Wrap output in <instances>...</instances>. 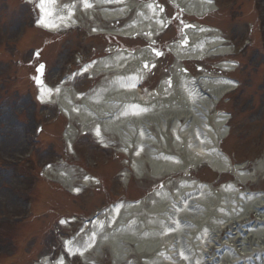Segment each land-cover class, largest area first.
Here are the masks:
<instances>
[{
    "label": "bare ground",
    "instance_id": "bare-ground-1",
    "mask_svg": "<svg viewBox=\"0 0 264 264\" xmlns=\"http://www.w3.org/2000/svg\"><path fill=\"white\" fill-rule=\"evenodd\" d=\"M167 1L172 3L176 9L180 8V10L195 17H203L213 8L211 6L212 3H208L207 0ZM88 2L92 6L85 9L81 0L74 1L71 4H63V0H55L51 8L52 16L50 19L58 27L46 28L42 25L39 26L46 28L48 32L58 33L72 28L77 23L80 25V22L83 20L82 18L85 16L94 23L95 30L92 32L101 33L106 30L97 25L99 19H103L105 22L112 20L115 22L118 19L124 18L128 11L135 9L136 14L133 22L119 30L110 31L111 29H109L106 33H113L119 36L140 34L141 38H145V41L152 46L157 41V36L152 37V35L162 30L164 24H169L166 23L164 15L159 17L157 12L158 6L155 2L144 4L135 3V1L130 0H121L120 3H117L116 0H88ZM81 10L83 11L82 14H80ZM69 11L73 13L71 20H74L75 23H72L70 20L68 21L69 26L64 27L60 18H66ZM96 15L100 18H97ZM85 23L84 21L83 24ZM212 30L202 26L185 30L184 37L188 39L189 47H181L179 42L173 43L168 47L175 57L174 65L170 68L171 70L168 74L169 80H171V87L168 86V78L163 77L158 89L151 92L148 91L146 95H141L134 90L133 84L136 85L137 83H141L142 79H146L147 73L146 69L143 68V64L148 62L150 66L154 61V57L149 51L140 50L138 53L132 55L122 53L105 60H97L85 67L86 72L92 76L100 73V71L114 74L111 77L112 84L115 88L119 87L118 91H112L109 86L104 85L103 90L107 92V100L111 102L101 103V108H99V105L95 106L94 103L90 102L96 97L98 88L89 97L81 98L74 97L75 94L72 89L65 87L66 85L64 84L62 91L51 90L50 96L44 100L40 99L43 103L56 104L63 115L70 117L71 120L74 114L70 116L69 103L64 98V96L71 94L74 101H78L85 106L82 108H92L87 115L81 116L83 123L88 122L87 125L95 126V128H97L95 124L103 125L102 128L109 126L111 127L110 130L117 128L120 119H123V122H129L133 119L142 121L145 116L159 118L161 115H170L165 114L166 111L177 112L178 114L173 115L176 119L180 114L185 116L194 115L196 118L195 112H198L197 106L199 103L204 104L203 114H205V109L210 105L212 98L210 95L214 96L217 100L221 94L232 87L227 82H218V79L213 78L211 74L206 73L203 78L192 79L190 81L191 78L189 76L184 77L179 73L178 68L182 66L184 61H202L205 56H219V54L228 51V48L224 47V44L221 42L218 32ZM209 35L211 37L207 38ZM229 68L231 69V66ZM125 79H129V81L121 83ZM41 88L49 89L46 85L40 87L38 90L40 97ZM164 89H167V92ZM200 92L208 95V98L202 97L199 99L198 94ZM132 99L137 100L135 104L137 107H140L141 104L146 105V111H142L137 115L131 114L129 112L131 106L128 102L132 101ZM114 101L127 103L118 114L114 112L118 106L116 105L115 107L113 105L115 104ZM147 107H150L149 111H147ZM136 109L138 108H134V110ZM76 110H79V108ZM80 113L79 111L78 114ZM168 118L170 117L166 116V119ZM226 120L223 115L211 116L208 113L206 122H202L203 127L200 128H195L192 123L178 125L174 123L170 128L162 124L161 126H156L157 131L152 133L146 132V135H149V138L146 140H143L139 136V132H141V135L143 134L142 127L139 125L141 130L132 132L133 138L126 144L128 148L133 147V145L136 146V158H133L135 163L146 154V149H148L146 145L149 144L152 146V149H158L165 155L167 153L176 154L174 156L178 160L180 159L181 165L184 166L185 170L191 168L188 167L189 165L198 167L201 163L208 164L213 171L219 174L229 171L230 174L234 173L236 175L235 170H238L240 174H237V181L241 184V182L244 183L253 179L260 172H264V155L255 163L252 171L246 173L242 171V168L238 166L234 167L228 158L218 153L220 142L225 139L227 135L225 133L228 132L224 128ZM133 125L137 127L136 122ZM121 127L123 126L121 125ZM83 129L89 130L91 128L84 127ZM73 131V127L70 126L65 132V140L73 141L76 138V133ZM4 132L6 133L4 139L5 146L10 149V152L18 150L20 145L18 140L12 137V132L8 128ZM173 137H177V141ZM120 139L123 141V138ZM104 140L103 138V145L107 146L109 142ZM139 140H143V144ZM140 151L143 154L141 156H139ZM154 160L152 163L156 164L153 165L155 172L156 169L159 170L163 167L167 169L166 171H162L161 169L159 172V180L165 183L169 179L166 176L175 172L176 163L169 160L162 161V158ZM50 171L52 172V170H49L47 173H50ZM53 176L58 178L63 186L67 185L71 187L74 183V178L71 176V179L67 181L70 177L65 176L64 172ZM85 183L88 184L87 181ZM208 189L210 188H205L200 183L187 181L180 184V188L177 189L174 195L164 197L163 193H158L162 191V189H159L145 200L127 205H119L116 209L114 206L108 211H103L100 217L98 216L93 223L91 222L89 225L83 226L81 232L74 239L66 241V251L70 252V257L77 255L86 263L97 264V261L90 256L88 258L85 257L92 251L94 245L99 249H105L106 244H108L107 240H109L111 243H114L113 245L116 242L118 244L122 241L133 242L135 245L133 252L137 251V253L141 254L144 264H264V210H261V206L264 205V195L250 196L249 194L240 193L237 197L239 189L231 188V186H225L220 193L211 195ZM32 217H34V214ZM113 220L115 221L114 223L112 222ZM247 220H253V222L248 224ZM182 221L185 222L183 226L181 224ZM241 221L246 223L240 225ZM186 222H191L192 226L187 227L188 224ZM165 227L169 228L166 230ZM148 228V233L139 239V232ZM221 229H225L229 236L225 237V240H222L223 242H220V244H216V235L214 233L219 232ZM197 230L199 231L197 236L190 238L191 233L197 232ZM106 233L107 236L105 235ZM90 237H94L95 239L91 246H88L85 250V245ZM172 238H175V241H171ZM98 241L99 243H97ZM182 242H187V248L182 246ZM82 244L83 248L80 247ZM116 248L117 245L113 247L116 264H129L126 261V263L122 262V259L130 254L132 249L129 248L128 251H124L121 246L117 250ZM228 249L231 251H226ZM159 250L162 251L157 252ZM157 253L158 255H156ZM181 254L185 257L184 259H181ZM154 255H156L155 259L148 261ZM191 257L193 258L191 259ZM62 260L65 261L64 258ZM42 264H62V262L59 260L57 263H51L50 259L43 257Z\"/></svg>",
    "mask_w": 264,
    "mask_h": 264
},
{
    "label": "rangeland",
    "instance_id": "rangeland-1",
    "mask_svg": "<svg viewBox=\"0 0 264 264\" xmlns=\"http://www.w3.org/2000/svg\"><path fill=\"white\" fill-rule=\"evenodd\" d=\"M213 1L219 7L218 11L205 19H197L196 22L215 27L221 32L233 52L235 49V54L230 56L233 60L237 61L238 48L243 45V42L247 40L249 43L244 53L238 56L240 64L246 65L243 71L245 74L239 73L242 71V67L231 73L232 78L244 80V87H241L240 92L231 96L226 102H222L218 107L221 112H232L236 115L230 126L231 136L225 140L222 149L229 155L234 165H241L245 168L244 171L248 172L252 170L253 164L261 158L264 152V83L261 88L258 87V79L262 78L264 81V0ZM160 2L166 6L167 16L170 18L173 14L172 8L165 0H160ZM27 6L26 0H0V130H2L0 152L4 157L12 159H16V156L20 155L24 149L23 131H33L34 126L31 127V124L34 122L45 123L47 121L48 123L54 112L53 106H36L32 101V96L37 90L34 86L36 66L40 63L46 65L45 81L49 86H55L58 83L59 70L67 62H70L72 55L77 51L85 52V61L89 62L106 56L107 49L113 47L110 46L112 43L128 47L143 45L141 40H124L102 35L92 36L89 34V27L93 26L92 22H87L90 24H87L86 27L57 35L31 28L20 44L12 46L9 41L14 37L18 25L28 23ZM187 19L188 21L194 20ZM250 25L253 26L252 29L249 27ZM100 27L107 29L110 25H106L102 20ZM175 27V25H171L161 36L159 40L161 47L175 39ZM83 40L86 42L83 43ZM35 51H38L39 57L33 61L31 57ZM220 60V58H211L202 64L193 62L192 65L185 63V66L193 74H199L198 66L204 67L202 70L211 72L212 66L217 65ZM171 64L172 58L169 54L156 63L154 73L146 83L149 89L157 87L160 78L166 74V69ZM103 78L95 80V83L101 85ZM92 86L93 81L89 80L87 76H83L75 83L69 84L68 87L75 93H81ZM68 100L70 109L78 114L79 110L76 109L80 105L70 97ZM102 101H105L103 95L95 98V103ZM82 115L84 114L77 115L78 119L74 120L75 124L64 119L55 127L45 130L33 158L34 168L36 169L41 163L54 165V169H58L61 173L64 172L68 177L75 176V187L77 188L86 179L95 182L93 178H96L101 181V184L87 188L82 192V195L73 196L58 183L59 180L56 177H53L54 181L49 178L43 181L37 179L34 188L32 184L29 187V196L36 202V217L28 223L18 225L15 231L1 224L0 243L6 251L4 256L0 257V264H40L41 257L46 254L51 255L54 262L64 253V239L80 225L79 221L71 228L62 229L61 221L66 222L75 217L90 215L104 205L116 203V200L121 197L119 194L122 193L132 201L142 198L145 200L150 197L152 184H155L156 178L155 168H151L154 163L149 161L152 159L151 155L139 159L140 175L138 179L131 183L127 191H121L123 170L126 165L132 164L130 163L132 161H128L131 160L130 156L122 155L119 161L111 162L108 150L102 149L94 136L89 133H81L83 126L78 121L82 119ZM14 118L18 119V122H15ZM69 125H72L74 131L79 135L72 145L69 143L66 145L62 138ZM7 128L20 145L19 149L16 150V148L14 152L9 151L4 140L1 141L2 135L4 138L6 137L4 131ZM167 154L164 159L172 160L174 158L172 156L174 153ZM0 161L2 170H4L3 175H0V215L16 214L21 209L17 210L13 195L17 193L20 181L17 182L14 179L13 171L21 172L20 175L28 174L29 171L25 168H10L13 165L8 167L3 163V159ZM181 168H177L178 174L168 180L170 184L179 186L185 172ZM33 177L31 173L29 178ZM186 179L210 184L211 188L208 187L210 188L208 191L211 195L216 194L221 186L230 185L231 181L237 182L232 175H219L205 166L191 170ZM244 186L245 190L264 194V175L258 174L256 179L253 178L251 182L244 183L242 187ZM166 191L171 193L173 190L170 188ZM249 195L253 196L254 194ZM65 259L69 264H77L78 261L76 258L69 260L67 255ZM150 260L153 261V258ZM99 264H115L112 252L104 251L99 259Z\"/></svg>",
    "mask_w": 264,
    "mask_h": 264
},
{
    "label": "snow or ice",
    "instance_id": "snow-or-ice-1",
    "mask_svg": "<svg viewBox=\"0 0 264 264\" xmlns=\"http://www.w3.org/2000/svg\"><path fill=\"white\" fill-rule=\"evenodd\" d=\"M55 2V0H39V3L37 5V7L39 8L40 12L42 13L38 23L46 28H56L58 27V25L53 22L50 17L52 16V11H51V8H52V5L53 3ZM117 3H120L121 0H116ZM208 3H211V0H207ZM81 3L83 5V7L85 9L87 8H90L92 5L88 2V0H81ZM150 7V5H149ZM72 15L73 13L71 11L68 12L67 14V17H61V23H63L64 27H68L69 24H68V21L71 20L72 18ZM72 23H75L74 20H71ZM95 30V29H94ZM38 55V54H37ZM154 55L156 57H159L161 55V53L159 51H156L154 52ZM149 63L148 62H145L143 64V68L146 69V70H149ZM44 68L43 65H41L37 71L40 72L42 71ZM35 83L39 86L42 84V81L39 77L36 78L35 80ZM132 87H135V85L133 84ZM169 87H171V84H169ZM57 92H59L60 90L59 89H56ZM165 92H167V89H164ZM51 95V90L49 89H44V88H41V99L44 100L46 97L50 96ZM137 106L133 105V108H136ZM142 111H145V109H137V111H134L133 112V115H137L139 114L140 112ZM96 135L97 137H100L101 136V130L99 128H96ZM77 191H79V189H77ZM118 211V210H117ZM113 223L115 222L114 220L112 221ZM61 223H64V221H61ZM103 226V225H101ZM94 237H90L89 238V241L86 243L85 245V250L88 246H91L92 242L94 241ZM83 254V253H81ZM185 257L183 256V254H181V259H184Z\"/></svg>",
    "mask_w": 264,
    "mask_h": 264
}]
</instances>
